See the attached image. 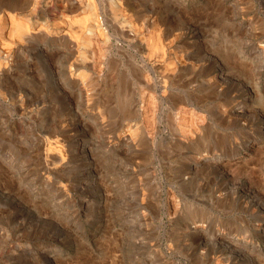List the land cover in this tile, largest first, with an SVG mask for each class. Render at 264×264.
I'll list each match as a JSON object with an SVG mask.
<instances>
[{
	"label": "rangeland",
	"instance_id": "1",
	"mask_svg": "<svg viewBox=\"0 0 264 264\" xmlns=\"http://www.w3.org/2000/svg\"><path fill=\"white\" fill-rule=\"evenodd\" d=\"M190 1L182 5L181 11L188 15L181 18L188 21V16L196 17L187 23L186 39L179 41L177 47L198 53L192 55L195 61L202 60L203 72L222 71L224 87L230 93L224 103L234 106L240 102L247 107L239 120L241 124L210 128L205 137L207 142L200 147H179L175 142L177 130L166 115L169 108H165L162 119L152 121L156 132L153 144H141L134 154L130 148L126 152L120 151L118 147H123L122 143L111 138L116 134L114 124L121 118L119 112H112L105 121V129L99 126L87 128L76 122L77 125L73 124L63 137L57 134L62 147L68 148L72 157L71 179L68 174L51 175L53 179L49 181L33 168L36 158L28 156L35 148L32 126L21 128L18 114L12 115L0 105V170L8 169L0 171V182L6 184L0 185V233L4 231L0 234V264H211L210 261L216 260L223 264L244 245L247 252L240 253L241 264H264V232L255 231L251 226L264 215V195L261 193L264 191V147L261 145L264 141L245 145L251 136L248 120L258 123L264 116V0ZM134 58L138 59L137 56ZM122 72H119V87L123 90L126 72ZM113 90H109L112 95ZM77 104L71 106L72 113L83 116L82 108ZM168 104L167 107H171ZM216 104L210 109L203 106L198 113L207 112L208 117L214 113V116ZM50 118L48 115L47 119ZM257 123L255 129L262 132ZM222 137L225 139L216 144L215 140ZM95 150L100 155L94 158ZM194 154H207L206 159L211 163L197 173L198 180L192 182L194 186L196 184L194 188L185 185L182 188L179 184L183 177L181 168L187 164L191 170L198 168L194 164ZM67 180L73 189L70 187L65 194L54 191L55 182L66 184ZM217 188L223 195L238 200L248 195L246 200L252 202L255 209L254 219L237 206L228 208L231 199L212 204ZM141 191L145 193L144 203H140ZM106 194H110L111 200L103 202L102 195ZM171 195L177 199L179 195L194 199L195 205L197 200L202 202L199 205L202 209H194L190 215H203L208 220V235L212 232L235 233L238 245L230 247L227 243L213 241L211 236L204 238L195 252L192 249L197 242L188 240L180 245L177 233L191 216L183 208L180 219L167 212L163 203ZM85 197L92 198L94 210L91 212L81 203ZM200 254L206 257L202 258Z\"/></svg>",
	"mask_w": 264,
	"mask_h": 264
},
{
	"label": "bare ground",
	"instance_id": "2",
	"mask_svg": "<svg viewBox=\"0 0 264 264\" xmlns=\"http://www.w3.org/2000/svg\"><path fill=\"white\" fill-rule=\"evenodd\" d=\"M186 1L190 0H0V105L7 112L11 111L12 115L18 114L22 122L21 128L24 125L32 126L35 148L28 152V156L36 158L33 168L38 174L49 181L53 179L51 175H69L73 167L72 157L68 148L62 147L61 138L57 134L63 137L77 123L87 125V128L99 126L105 129V121L112 112H119L121 118L116 120V134L111 138L116 143H122L123 147H118L120 151L126 152L130 148L134 154L141 144H153L156 132L152 121L162 119L165 108H169L166 115L169 116L170 124L175 125L174 130H177L175 142L179 147H200L207 142L205 137L210 128H223L231 123L241 124L239 120L247 107L240 102L234 106L224 103L230 93L224 87L222 71L216 68L211 74L203 72L202 60H194L196 53H189V48L185 52L177 47L179 41L186 39L187 23L196 17L188 16V21L181 18L188 15L181 11ZM49 5L51 8H48ZM120 71L126 72V76L123 75V79L126 77L125 85L121 86L123 90L119 87ZM109 88L115 89L114 95L110 94L112 91L109 92ZM73 103H79L83 116L72 113ZM215 103L217 107L214 116V113L206 116L208 110L205 114L198 113L203 106L210 109ZM48 115L52 118L47 119ZM85 116L87 119H84ZM248 122L251 136L246 139L245 145L251 146L254 142L264 141V116L258 119V123L251 120ZM255 123L262 128V132L255 129ZM224 139L217 138L215 142L217 144ZM261 145L264 147V143ZM92 154L94 158L100 155L96 150ZM207 156L193 155L194 164L198 166L196 171L191 170L189 164L181 168L183 177L179 184L182 188H185L184 185L186 188L196 186L193 181L198 180L197 173L211 163L206 159ZM229 158L231 159L230 156ZM189 162L192 163L190 160ZM185 177L187 180H184ZM1 184L4 183L1 181ZM53 185L54 191L63 194L72 188L70 180L66 184L59 181ZM259 190L261 191L260 188ZM215 193L212 204L231 199L228 208L237 206L249 218L254 219L255 209L252 202L246 200L248 195L238 200L223 195L219 188L215 189ZM261 193L264 195V191ZM144 194V191L140 192V203H144ZM173 195L163 203L167 212L180 219L183 208L191 216L177 233L180 245L188 240L197 242V246L192 249L195 252L207 236H211L213 241L227 243L230 247L238 245L235 233L212 232L208 235V220L203 215H190L194 209H202L199 206L202 202L197 200L195 205L194 199L189 200L184 195L185 199L180 195L177 199ZM88 197L82 198L81 203L91 212L94 205L90 201L92 198ZM102 198L103 202L111 200L110 194L102 195ZM263 222L264 215L258 218L256 225H251L252 229L264 232ZM231 228L234 230V227ZM244 246L234 256L230 255L223 264H241L240 253L247 252ZM200 255L202 258L206 257L205 254ZM210 263L222 264L217 260Z\"/></svg>",
	"mask_w": 264,
	"mask_h": 264
}]
</instances>
